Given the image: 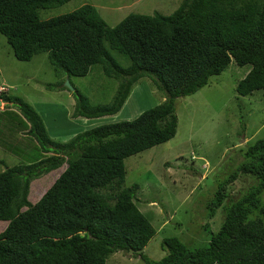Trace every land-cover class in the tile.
<instances>
[{
    "label": "trees",
    "instance_id": "obj_1",
    "mask_svg": "<svg viewBox=\"0 0 264 264\" xmlns=\"http://www.w3.org/2000/svg\"><path fill=\"white\" fill-rule=\"evenodd\" d=\"M66 1L0 0V34L19 61L45 52L58 89H67L59 86L65 77L83 76L95 63L117 80L106 104L92 105L73 88L71 119L115 114L143 77L165 98L133 119L56 141L29 103L0 92L39 149L35 161L0 171V264H104L116 250L134 252L144 264H264V137L245 147L227 178L240 172L250 183L223 206L219 227L204 246L190 248L168 236L160 241L165 253L159 259L143 255L155 230L136 206L137 184H123L126 157L175 134L176 97L194 93L231 60L249 65L236 93L264 88V0H179L168 14L131 12L113 26L90 4L38 18L37 9ZM106 43L125 55L127 66ZM224 186L206 204L211 213L222 204Z\"/></svg>",
    "mask_w": 264,
    "mask_h": 264
},
{
    "label": "rangeland",
    "instance_id": "obj_2",
    "mask_svg": "<svg viewBox=\"0 0 264 264\" xmlns=\"http://www.w3.org/2000/svg\"><path fill=\"white\" fill-rule=\"evenodd\" d=\"M178 3L179 0H68L52 8L37 9V16L43 20L90 4L108 26H113L128 13L168 14ZM105 47L121 66L128 65L125 55L109 48L107 43ZM248 69L249 65L238 66L231 60L194 93L176 97L173 104L177 125L173 137L124 159L123 184H137L136 206L155 230L141 250L148 258L164 255L160 248L163 237L175 236L190 248L206 245L219 227L223 206L249 185L250 176L240 172L236 179L227 181L237 169L245 147L264 137V88L245 96L234 90ZM69 78V85L92 105L109 103L117 86V80L105 76L98 63L91 65L85 75ZM58 81L45 52L19 61L0 34V86L6 87L9 95L29 103L42 118L48 135L56 141H66L100 124L133 119L142 109L165 98L143 77L132 86L115 114L88 118L85 122L68 116L74 103L72 91L58 89ZM23 125L17 108L0 105V171L5 166L38 159V146L21 132ZM220 184H225V196L211 213L206 204ZM261 197L264 199V188ZM104 264L144 263L134 252L116 250L106 257Z\"/></svg>",
    "mask_w": 264,
    "mask_h": 264
},
{
    "label": "water",
    "instance_id": "obj_3",
    "mask_svg": "<svg viewBox=\"0 0 264 264\" xmlns=\"http://www.w3.org/2000/svg\"><path fill=\"white\" fill-rule=\"evenodd\" d=\"M63 81H64V82H63L62 86L66 87L68 90H71V91H72L73 88L69 85V83H68V78L65 77ZM0 104H1V101H0Z\"/></svg>",
    "mask_w": 264,
    "mask_h": 264
},
{
    "label": "clouds",
    "instance_id": "obj_4",
    "mask_svg": "<svg viewBox=\"0 0 264 264\" xmlns=\"http://www.w3.org/2000/svg\"><path fill=\"white\" fill-rule=\"evenodd\" d=\"M7 88L6 87H4V86H0V92L2 91V90H6ZM1 101V100H0ZM6 104H8V103H6ZM5 104V102H3V101H1V104L0 105H6Z\"/></svg>",
    "mask_w": 264,
    "mask_h": 264
},
{
    "label": "crops",
    "instance_id": "obj_5",
    "mask_svg": "<svg viewBox=\"0 0 264 264\" xmlns=\"http://www.w3.org/2000/svg\"><path fill=\"white\" fill-rule=\"evenodd\" d=\"M77 119H81V120H83L85 122L89 121V120H86V118H75V120H77ZM80 130H83V128H81Z\"/></svg>",
    "mask_w": 264,
    "mask_h": 264
}]
</instances>
